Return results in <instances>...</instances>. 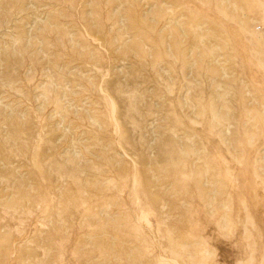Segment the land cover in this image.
<instances>
[{
  "label": "rangeland",
  "instance_id": "obj_1",
  "mask_svg": "<svg viewBox=\"0 0 264 264\" xmlns=\"http://www.w3.org/2000/svg\"><path fill=\"white\" fill-rule=\"evenodd\" d=\"M0 264H264V0H0Z\"/></svg>",
  "mask_w": 264,
  "mask_h": 264
}]
</instances>
